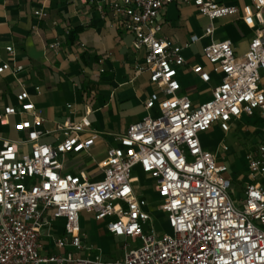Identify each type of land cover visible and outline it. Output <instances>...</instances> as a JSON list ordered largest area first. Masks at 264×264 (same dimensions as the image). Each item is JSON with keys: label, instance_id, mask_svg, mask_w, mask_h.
Segmentation results:
<instances>
[{"label": "built area", "instance_id": "1", "mask_svg": "<svg viewBox=\"0 0 264 264\" xmlns=\"http://www.w3.org/2000/svg\"><path fill=\"white\" fill-rule=\"evenodd\" d=\"M174 1L191 4L209 21L239 15L250 30L242 54L227 39H210L201 48L220 79L209 98L195 104L175 80L184 64L182 47L158 36L160 15ZM76 2L132 35V49L143 50L135 70L147 74L153 89L143 101L145 114L122 133L95 130L86 116L40 129L43 118L25 90L15 95L18 111L2 107L0 124L10 115L25 118L13 125L19 139L0 137V264H264V0L240 7L215 0ZM32 14L39 17L40 10ZM210 33L209 25L205 34ZM196 40L191 36L183 47ZM49 48L57 50L59 43ZM4 50L12 54L10 45ZM190 68L201 81L209 80L202 66ZM20 69L0 64V73ZM32 89L40 93L38 86ZM213 126L222 137L209 150L200 135ZM240 127L253 137L243 148L242 171L234 175L232 151L222 138ZM50 134L52 142L40 141ZM96 139L106 144L98 161L89 153ZM65 154L88 156L100 177L63 172ZM133 171L149 182L156 197L152 207L165 216L169 233L153 227L149 201ZM237 179L241 193L233 197ZM81 214L122 239L121 258L102 257L80 229ZM53 220L62 221L58 234L50 227Z\"/></svg>", "mask_w": 264, "mask_h": 264}, {"label": "crops", "instance_id": "2", "mask_svg": "<svg viewBox=\"0 0 264 264\" xmlns=\"http://www.w3.org/2000/svg\"><path fill=\"white\" fill-rule=\"evenodd\" d=\"M215 1L239 7L249 3V0ZM34 9L40 10L39 17L33 16ZM86 13L90 18L83 16ZM159 25V37L182 47L184 64L177 68L175 80L180 92L194 104L208 99L220 79L218 74L210 72L201 56V48L210 39H227L236 53L242 54L250 36V30L240 22L239 15L209 21L191 4L176 1L165 6ZM209 25L211 33L208 35L205 30ZM191 36L197 40L183 47ZM55 41L59 43L57 50L49 48ZM131 42L130 33L111 27L107 17L87 10L76 0H0V64L6 62L21 67L14 75L8 71L0 73V111L7 105L18 111L15 95L25 90L43 118L40 129L50 130L55 124L86 116L95 130L122 133L128 124L145 114L143 101L153 89L147 74L135 70L143 50H133ZM8 45L12 54L4 50ZM193 65L202 66L203 71L209 73V80L201 81L191 70ZM33 86L39 87L38 95L33 93ZM189 95L194 97L190 99ZM66 105L72 109L67 110ZM23 118L25 116L20 114L8 116L7 123L0 124V137L19 139L21 133L15 131L13 125ZM40 141L52 142L53 135H45ZM105 146L102 140H94L90 155L96 161L103 159ZM64 156L63 172L84 171L91 180L100 177L88 156L66 154L76 160L70 166ZM95 223L106 234L101 223ZM44 241L47 247L49 242Z\"/></svg>", "mask_w": 264, "mask_h": 264}, {"label": "rangeland", "instance_id": "3", "mask_svg": "<svg viewBox=\"0 0 264 264\" xmlns=\"http://www.w3.org/2000/svg\"><path fill=\"white\" fill-rule=\"evenodd\" d=\"M208 71V70H207ZM261 75H263L261 73ZM194 96L189 95V98L192 99ZM245 128L240 127L236 131H230L222 138L223 143L230 148L232 151L230 157L232 158L233 166L232 172L234 175L239 174L242 171L243 167V148L246 147L252 140V134L250 131L245 132ZM222 134L217 129L210 127L206 130L200 137L202 143L211 150H214L217 147L219 140L221 139ZM65 163L67 165H72L76 162L75 159L68 158L65 154ZM94 174L97 171L93 172ZM132 175L137 178V186L139 187V192L143 193L147 200L149 201V210H151V216L153 219V227L156 231L169 233V228L165 220L163 213L154 210L152 206L156 204V197L151 193L149 185L143 176L138 173V171H133ZM242 181L237 179V181L232 182L231 188L233 189V197H237L241 193ZM62 221L53 220L50 223L51 229L54 231V234H58L61 230ZM79 226L80 229L84 230L87 236L88 241L95 246L96 249L100 252L103 258L112 259V258H121L123 250L121 249L122 239L117 237H110L107 234H104L100 226L97 223L92 221L87 215L81 214L79 217ZM45 245V241H43ZM133 245L128 246L126 250H129ZM95 253V252H92Z\"/></svg>", "mask_w": 264, "mask_h": 264}]
</instances>
